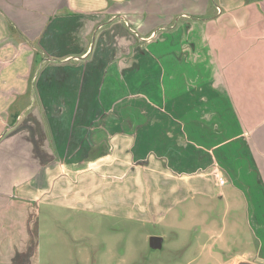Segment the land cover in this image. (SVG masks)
I'll return each instance as SVG.
<instances>
[{
    "label": "crops",
    "instance_id": "0c3cea01",
    "mask_svg": "<svg viewBox=\"0 0 264 264\" xmlns=\"http://www.w3.org/2000/svg\"><path fill=\"white\" fill-rule=\"evenodd\" d=\"M185 1L0 0L40 105L0 142V230L24 241L23 215L49 177L64 175L58 190H77L81 210L106 196V211L132 220L190 193L225 198L216 190L231 184L258 243L246 262L263 264L264 0H218L211 12ZM172 6L170 19L155 14ZM130 23L164 31L145 45Z\"/></svg>",
    "mask_w": 264,
    "mask_h": 264
},
{
    "label": "rangeland",
    "instance_id": "374dc122",
    "mask_svg": "<svg viewBox=\"0 0 264 264\" xmlns=\"http://www.w3.org/2000/svg\"><path fill=\"white\" fill-rule=\"evenodd\" d=\"M179 1L177 9L186 11L187 2ZM217 3L198 0L197 5L211 12ZM173 11L172 6L165 16L155 14L167 20L175 15ZM3 16L0 11V142L19 120L18 114L40 108L38 99H34V69L28 72L25 66L30 52L21 47L16 26ZM138 26L128 24L139 43L145 45L164 31L153 28L143 35ZM26 72L29 74L25 76ZM58 154L56 151L55 160ZM29 167L23 164V172ZM39 167L41 172L46 165ZM61 176L37 182L33 198L36 206H30L23 215V242L15 239L16 230H0V264H240L252 256L244 253L254 254L258 249L246 200L231 184L216 190L223 191L225 198L190 193L182 200L168 201L166 213L153 214L150 219L141 214L145 217L132 220L106 211V196L99 209L81 210L77 190L61 196ZM71 179L77 184L82 181L78 176ZM72 200L76 207L70 206ZM155 235L164 238L161 249L150 245V237Z\"/></svg>",
    "mask_w": 264,
    "mask_h": 264
},
{
    "label": "water",
    "instance_id": "95a60500",
    "mask_svg": "<svg viewBox=\"0 0 264 264\" xmlns=\"http://www.w3.org/2000/svg\"><path fill=\"white\" fill-rule=\"evenodd\" d=\"M164 244V238L162 236H151L150 237V245L153 249H161ZM240 264H257L254 262H242Z\"/></svg>",
    "mask_w": 264,
    "mask_h": 264
},
{
    "label": "built area",
    "instance_id": "2783aa9c",
    "mask_svg": "<svg viewBox=\"0 0 264 264\" xmlns=\"http://www.w3.org/2000/svg\"><path fill=\"white\" fill-rule=\"evenodd\" d=\"M225 178L223 176H218V182L221 183V184H224L225 183Z\"/></svg>",
    "mask_w": 264,
    "mask_h": 264
}]
</instances>
